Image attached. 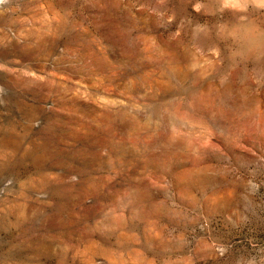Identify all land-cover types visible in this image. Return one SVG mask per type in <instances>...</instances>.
Listing matches in <instances>:
<instances>
[{"label":"rangeland","instance_id":"obj_1","mask_svg":"<svg viewBox=\"0 0 264 264\" xmlns=\"http://www.w3.org/2000/svg\"><path fill=\"white\" fill-rule=\"evenodd\" d=\"M0 264H264V0H0Z\"/></svg>","mask_w":264,"mask_h":264}]
</instances>
